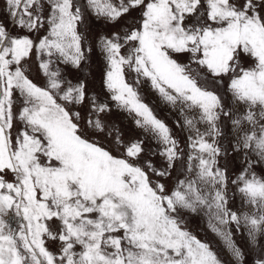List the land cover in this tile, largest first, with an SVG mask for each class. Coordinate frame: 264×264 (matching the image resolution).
Listing matches in <instances>:
<instances>
[{
	"label": "snow or ice",
	"instance_id": "6c2138e0",
	"mask_svg": "<svg viewBox=\"0 0 264 264\" xmlns=\"http://www.w3.org/2000/svg\"><path fill=\"white\" fill-rule=\"evenodd\" d=\"M3 7L0 264H245L237 235L264 239V0ZM90 15L120 25L97 37L98 89L62 67L89 59ZM145 85L181 117L183 145ZM114 110L155 147L125 141ZM195 216L219 245L198 237Z\"/></svg>",
	"mask_w": 264,
	"mask_h": 264
},
{
	"label": "rangeland",
	"instance_id": "374dc122",
	"mask_svg": "<svg viewBox=\"0 0 264 264\" xmlns=\"http://www.w3.org/2000/svg\"><path fill=\"white\" fill-rule=\"evenodd\" d=\"M133 15H135V13H133ZM126 19L127 17H125V20ZM0 21L6 24L9 23V17L7 16L6 10L3 7V0H0ZM123 23L124 20H121L120 24ZM85 27L87 28V32L85 33L87 36L85 46H90L93 49L92 52L89 53V59L83 62L80 69H75L71 66L62 67H64L65 73L67 74L68 78L72 79L73 82H76L77 78L85 79L91 89H98L101 86L102 73L104 71L105 64L97 44V37L106 33L110 34L112 31L117 30L120 25L118 24L113 26L111 24H105L103 20H98L94 16L90 15ZM33 71L34 74L39 78L40 73L36 71L35 66L33 68ZM145 102L153 108L154 114H156L158 118L165 121V123L172 128L173 133L182 142L183 145L185 141H183L182 138L183 135L186 138L187 133L182 131L177 126V121L180 120L181 117H179L177 113L175 114L174 110H172L170 106L165 105V103L161 99L160 103L158 102V104H156L155 102L149 103L147 100ZM108 118L115 121V123L119 126V129L122 132L123 139L125 141H129L132 139H144L146 147H155V145H152L151 141H149L145 137L144 133H141L142 131H140V128L135 125L133 117L131 115L128 114L127 116L124 111L114 110L111 116ZM153 161L154 163L159 165L161 163V158L159 156H156L153 158ZM235 166L237 169H239L240 165L238 161L236 162ZM257 171L261 170L257 169ZM191 226L199 238L212 241L216 245L220 244L218 238L208 229L206 221L201 217H193ZM236 239L240 247L244 249L246 253L245 264H255V260L259 258L262 252H264V246H262L264 245V239H262L256 245H250L244 234H238ZM220 250L224 257L227 258L228 253L223 250L222 246H220Z\"/></svg>",
	"mask_w": 264,
	"mask_h": 264
},
{
	"label": "crops",
	"instance_id": "0c3cea01",
	"mask_svg": "<svg viewBox=\"0 0 264 264\" xmlns=\"http://www.w3.org/2000/svg\"><path fill=\"white\" fill-rule=\"evenodd\" d=\"M144 92H143V96H144V100L146 101H148L149 103H152V102H155L156 104H158V102L160 103V98L158 97V95L156 96V93L155 92H153V91H149L148 90V86L147 85H145L144 86ZM162 104V103H161ZM160 104V105H161ZM163 105V104H162ZM166 105V104H165ZM126 114H127V116H128V113L127 112H125ZM174 113L176 114L177 112L176 111H174ZM140 131H142L141 133H144L143 132V130L142 129H140ZM183 141H185V137H184V135H183Z\"/></svg>",
	"mask_w": 264,
	"mask_h": 264
}]
</instances>
